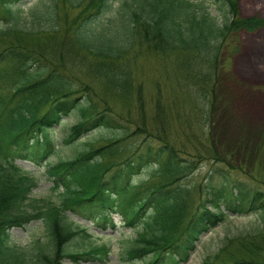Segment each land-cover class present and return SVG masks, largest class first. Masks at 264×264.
Here are the masks:
<instances>
[{
  "label": "trees",
  "instance_id": "1",
  "mask_svg": "<svg viewBox=\"0 0 264 264\" xmlns=\"http://www.w3.org/2000/svg\"><path fill=\"white\" fill-rule=\"evenodd\" d=\"M19 1L2 0V13L11 23L0 28V64L6 63L11 72L3 73L6 80L0 84V264L108 259L105 241L85 250L68 249L75 239L93 238L89 225L76 217L106 230L116 228L114 216L120 215L125 226L135 229L136 237L129 238L122 252L123 264H186L201 236L228 214L262 212L264 217V191L229 180L221 187L208 182L205 189L199 186L204 194L192 206L195 188L185 179L201 164L211 163L210 180L229 178L222 166L227 157L213 132L207 135L210 144L198 141L200 150L185 157L183 144L173 140L161 93L156 128L135 123L132 132L111 104L100 109L94 88L79 76L83 73L105 88L107 100L112 96L133 102L137 113L145 116L135 64L143 51L162 56L174 78L185 80L178 83L189 97L186 85L197 87L191 101L200 98L202 106L193 114L200 113L201 135L206 136L205 125L216 103L210 83L215 82L221 52L240 30L263 27V17H241L237 0H41L26 12L12 8ZM212 4L221 21L211 14ZM75 10L77 14L70 16ZM25 18L32 19L31 26L26 27ZM6 85L10 92H4ZM72 111L78 120L67 126L66 142L97 130L107 132L111 140L66 159L47 161L57 146L51 132L66 125L65 117ZM189 117L183 133L190 128ZM134 134L144 136L143 148L131 143ZM18 159L44 164L58 198H33L36 177ZM150 179L158 180L147 182ZM34 220L45 224L47 241L12 243L11 230ZM220 253L230 256L226 264H264V257L231 254L227 245ZM212 263L207 258L202 264Z\"/></svg>",
  "mask_w": 264,
  "mask_h": 264
},
{
  "label": "rangeland",
  "instance_id": "2",
  "mask_svg": "<svg viewBox=\"0 0 264 264\" xmlns=\"http://www.w3.org/2000/svg\"><path fill=\"white\" fill-rule=\"evenodd\" d=\"M40 2L41 0H21L17 4H13L12 8L15 11L26 12L39 5ZM209 10L215 16L221 15L215 5H211ZM237 10L242 17L254 15L264 17V0H237ZM2 11L3 3L0 0V28L9 26L11 23L4 18ZM76 14V10L70 12V16ZM27 20L26 27H29L32 19L27 18L26 22ZM233 38L226 42V48L219 57L215 82L210 83V87L213 86L216 91V103L214 111L209 115L210 121L205 125L208 132L206 136L201 135L204 121L200 113L193 114V111H197V108L202 106L200 98L196 97L194 101H191L192 89L195 90L197 87L189 83L186 85V89L190 90L189 97L178 83V80L182 83L185 80L174 78L169 61L164 60L162 56L143 51L135 64V82L143 88L142 98L146 104L147 112L145 116L137 113L133 102L112 96L107 100L105 88L97 86L92 78L85 77L83 73L79 74L84 83H88L94 88L95 100L100 109L107 108L106 103L111 104L113 106L111 109L117 112V116H120L118 117L119 121L130 128L132 132L136 128L135 123L141 126L146 124L149 129L156 128V102L159 93H161V102L165 105V110L171 118V129H174L173 140L178 145L183 144L182 146L188 154L185 157L200 150L198 141L210 144L207 135L213 132L214 140L218 143L220 151L227 157V162L222 166L229 173V178L214 177L210 180L208 175L211 163L201 164L191 173V177L187 176L185 179L186 184H192L194 185L193 189L195 188L191 195L194 201L192 206L204 194L203 190L202 194L199 192L198 187L201 186L200 189H205L207 182L214 187H221L229 180L232 184L241 182L247 187L264 191V182H262L264 180V26L253 32L242 29ZM233 49L236 50L234 53H232ZM7 67L6 63L0 64V84H4L6 80L3 73L6 74L7 70L11 72L10 67ZM66 68L70 69V67ZM4 92H10L7 85ZM192 96L194 97L193 94ZM133 98L137 100L135 93ZM179 117H181L180 121H178ZM187 117H189L190 128L187 133H183L182 126ZM77 120L78 113L73 112L66 118V125H60L52 130L51 134L57 146L48 159L52 161H57L59 158L66 159L92 144L97 147L107 144L111 140L107 132L98 130L85 135V137L76 138L71 143L66 142L67 126L74 124ZM143 139L144 136L134 134L130 141L136 147L143 148L145 146ZM153 145L158 147L159 143L154 142ZM232 153H235L236 156L231 157ZM18 163L34 173L38 179V185L32 192L33 198H58L56 191L52 189L53 184L48 179L44 166L40 167L23 159L18 160ZM231 165L234 168L229 167ZM154 180L158 179H150L147 182L152 183ZM77 219L78 222L83 221L92 226L90 231L97 230L91 221ZM115 221L118 223L117 229L97 230L92 234V239L78 238L69 245L68 249L85 250L89 248L90 244H101L105 241L110 247L107 260L80 264H123L122 252L127 247L129 238L136 237V232L135 229L131 230L123 225L124 222L120 215L115 216ZM263 224L262 212L258 215L253 212L242 215L229 214L223 223L210 228L201 236L197 248L187 264H202L207 258H211L212 264H226L231 261L230 256H223L220 253V249L225 245L231 254L233 252L235 255L242 254L245 255L244 257L250 258L254 255H256L255 258L264 257ZM38 238L45 241L48 239L42 220H34L23 227L13 228L10 233L11 242L19 246H28ZM63 264L79 263L65 258Z\"/></svg>",
  "mask_w": 264,
  "mask_h": 264
}]
</instances>
